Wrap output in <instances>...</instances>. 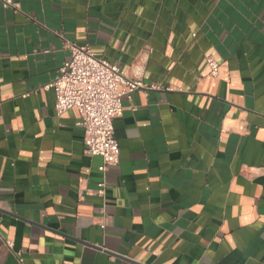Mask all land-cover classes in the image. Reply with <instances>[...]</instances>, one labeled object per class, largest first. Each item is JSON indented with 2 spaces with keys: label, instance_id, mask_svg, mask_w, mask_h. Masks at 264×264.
I'll list each match as a JSON object with an SVG mask.
<instances>
[{
  "label": "crops",
  "instance_id": "crops-1",
  "mask_svg": "<svg viewBox=\"0 0 264 264\" xmlns=\"http://www.w3.org/2000/svg\"><path fill=\"white\" fill-rule=\"evenodd\" d=\"M11 1L0 264H264V0ZM64 41L157 86L122 99L105 172L45 89Z\"/></svg>",
  "mask_w": 264,
  "mask_h": 264
},
{
  "label": "built area",
  "instance_id": "built-area-1",
  "mask_svg": "<svg viewBox=\"0 0 264 264\" xmlns=\"http://www.w3.org/2000/svg\"><path fill=\"white\" fill-rule=\"evenodd\" d=\"M5 8L12 7L11 0H3ZM69 58L60 67L56 78L45 87L55 95L57 115L75 109L81 119L85 152L102 159L100 172L119 164V147L114 136L113 121L122 112V99L131 100L139 89H157L135 78L124 77L117 65L97 58L89 46H77L64 41ZM210 76L216 77L218 65L207 60ZM137 73L139 67L135 68ZM124 88V89H121ZM243 130V128H241ZM104 189V184L98 185ZM11 247V243H7Z\"/></svg>",
  "mask_w": 264,
  "mask_h": 264
}]
</instances>
